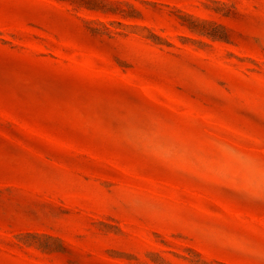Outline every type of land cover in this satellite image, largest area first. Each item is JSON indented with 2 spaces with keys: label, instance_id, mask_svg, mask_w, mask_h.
<instances>
[{
  "label": "rangeland",
  "instance_id": "374dc122",
  "mask_svg": "<svg viewBox=\"0 0 264 264\" xmlns=\"http://www.w3.org/2000/svg\"><path fill=\"white\" fill-rule=\"evenodd\" d=\"M0 264H264V0H0Z\"/></svg>",
  "mask_w": 264,
  "mask_h": 264
}]
</instances>
